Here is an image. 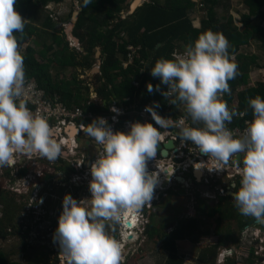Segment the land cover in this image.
<instances>
[{
    "label": "clouds",
    "instance_id": "1",
    "mask_svg": "<svg viewBox=\"0 0 264 264\" xmlns=\"http://www.w3.org/2000/svg\"><path fill=\"white\" fill-rule=\"evenodd\" d=\"M90 2L84 0V6ZM15 4L16 0H0V168L15 166L17 155L29 158L38 155L50 162L66 155L62 151L64 143L56 139L57 130L44 117L35 116L20 99L25 92V71L14 33H23L25 20L15 10ZM75 46L79 49V45ZM229 47V41L222 33L208 30L187 44L182 55L174 53L172 60L161 58L150 70L152 77L158 78L167 88V91H161L157 85L155 91L161 92L172 105L182 104L192 123L203 127L185 126L183 117L178 122L161 117L154 110L159 107L155 102L144 111L151 114L160 128H178L182 142H191L199 153L208 156L207 163L196 164L195 168L220 172L232 161L234 165L230 168H235L239 176L233 180L232 196L226 197H232L233 206L240 215L252 217L264 225V99L257 95L247 100L252 109L251 121L227 127L233 117L247 115V109L242 112L230 110L221 99L223 95L231 94L228 81L239 75ZM147 91H154L152 84L147 85ZM110 111L116 113L118 110L112 108ZM235 127H246L242 136L235 137L228 129ZM75 130L74 138L81 137L78 128ZM86 134L89 144L94 140L99 151L97 155L96 150L97 158L90 165L89 206H81L85 200L78 203L66 194L53 242L59 245L67 264H121V247L110 231L114 233L117 226H125L128 216H139L141 209L150 212L154 207H151L155 202L153 194L160 191L155 190L159 173H149L147 165L156 156L161 132L151 123L135 122L130 124L129 132L114 133L108 121L98 117L86 126ZM67 137L68 145H72L74 138ZM160 147L158 152L162 156L165 146ZM238 156L241 157L239 162ZM184 175L186 178L176 177V181L185 180L184 187L190 186V181L201 184L196 175ZM207 190L204 188L203 192ZM253 231L243 237L240 235L242 248L248 246L250 249L244 260L247 264L252 250L255 259L263 257L264 253L263 246H254L260 229Z\"/></svg>",
    "mask_w": 264,
    "mask_h": 264
},
{
    "label": "trees",
    "instance_id": "2",
    "mask_svg": "<svg viewBox=\"0 0 264 264\" xmlns=\"http://www.w3.org/2000/svg\"><path fill=\"white\" fill-rule=\"evenodd\" d=\"M63 2L64 0H16L14 8L25 20V27L22 34L14 33V35L17 36L19 50L23 56L25 80H35L39 87L51 98L58 95L61 102L69 110L80 107L85 112L89 110L96 114L107 115L113 102H124L125 99L135 98L140 103L139 107L141 108L148 104L153 106L154 102H159L161 106L154 108V110L164 113V110L168 109L169 100L161 95V92L155 91V88L157 85L160 86L161 91H167V88L161 84L158 78L152 77L151 68L161 58L172 60L173 41L176 39L183 41L184 38H187V45L194 42L200 34L208 30L214 33H222L228 39L230 57L232 59L235 56V61L232 62L238 65L239 75L228 81L231 94L224 95L225 102L231 110L232 93L242 86H247L252 69L258 68L257 61L254 58L241 54V48L247 46L251 41H255L260 43L264 50V0H244L249 15H243L241 20L242 29L235 26L234 18L229 13V6H222V0H206L209 8L207 10V20L204 21L201 30L193 29L187 19V9L182 7H175L167 12L157 5L146 4L128 20L123 21L121 18L128 7V0H91L86 7L84 6V0H80L82 12L73 34L79 40L82 52L71 47V43L67 41L64 33L65 30L62 36L54 33L58 25L48 7L51 4L59 5ZM219 7L220 10H223L222 14L216 12ZM72 17L73 14L71 13L67 18V22L70 23ZM252 18L253 20L258 19L259 24L253 25ZM143 30H145L144 33H142ZM122 33L128 36V41L123 45H118L117 41H119ZM48 38L52 39V44L46 46L44 43L45 54L53 52L54 57L49 64L39 63L36 59V50L30 46L24 50L22 49L25 44H29L33 40L45 42ZM159 45L162 46L158 49ZM129 46L140 47L141 60L147 62L146 68L140 64L141 60H135L127 69H123L122 56L125 60L127 56L126 49ZM56 48H58L57 52H55ZM98 48L101 49L102 53V66L100 73L93 76L92 82L99 98L106 101V108L99 104L87 107L90 89L85 81L79 80L77 76L73 75L71 80L64 78L60 80L61 71L66 69L93 70L97 64L95 56ZM151 55L153 58H150ZM52 66L56 72L58 71L55 81L51 74ZM262 68L264 69V67ZM148 84L153 85L154 91L152 93L147 91ZM257 95L264 99V77L256 88L249 89L238 97L240 112L247 109V115H245L247 120L253 119L252 109L248 106L247 100L254 99ZM127 105L129 104L127 103ZM135 122H140V120L135 119ZM150 123L158 129L155 122ZM195 125V127H199L198 124ZM201 127H203L202 124ZM59 171L65 172V169L61 168ZM66 171H68L66 174L76 173L74 168ZM25 175H27V171L23 172L20 177ZM218 200L219 203L216 208L208 210L207 204L203 202L204 200L198 199L195 206V217L180 221L176 226H172L173 229L170 232H167L166 228L157 229L152 224L148 226L146 234L149 239H160L161 246L167 253L165 264H184V260L178 254V244L182 242L198 244L203 237L211 234L218 237V242L203 251L201 255L203 264H215L219 250L223 247L229 250L242 247L240 235L234 234L230 225L232 222H237L239 232H242L252 225L255 220L242 222V216L235 207L230 205L232 197L219 198ZM0 203L6 209L5 217H8V209L17 205L12 198L7 197V194L1 196V193ZM205 217L215 221L214 229L207 232H203L199 225L200 218ZM226 221L229 223L227 232L223 227ZM6 225V227H3V224L0 223V237L4 239L10 233V230H14L12 223ZM112 235L118 240L117 231ZM2 252H0V264H16L9 262L5 253ZM208 256H211V258H208ZM42 263L44 264L46 261L43 260ZM248 264H255L254 250L250 252Z\"/></svg>",
    "mask_w": 264,
    "mask_h": 264
},
{
    "label": "rangeland",
    "instance_id": "3",
    "mask_svg": "<svg viewBox=\"0 0 264 264\" xmlns=\"http://www.w3.org/2000/svg\"><path fill=\"white\" fill-rule=\"evenodd\" d=\"M244 0H233L231 3V11L235 20L239 22L240 18L244 14H248L247 8L243 4ZM79 0H64L63 3L57 5H49L50 11L53 13V19L57 21V28L55 29L56 34L62 36L64 32V26L67 22L68 16L71 13L80 10L78 9ZM77 4V5H76ZM57 8V9H56ZM66 8H68L67 11ZM222 14L223 10L219 11ZM59 15V16H58ZM61 20V21H60ZM60 21V22H59ZM61 25V27H60ZM241 27V24L240 26ZM63 28V30H62ZM51 44V41H49ZM37 46V44H35ZM43 42L39 47H36L37 53L40 58L46 53L42 47ZM77 45V44H76ZM26 46L35 47L34 43L29 42ZM71 46L75 48V45ZM78 46V45H77ZM55 49V52H57ZM242 54L254 58L258 63V68H253L252 73L249 75L250 84L257 80H261L263 72L260 70L264 66V50L260 43L251 41L246 47L242 48ZM96 66H94L95 68ZM94 70V69H93ZM75 70L74 76H77L81 80H85L86 83L91 84L93 88V73L92 71ZM70 72H73L70 71ZM56 76L55 72H53ZM65 76V75H64ZM71 76L66 77L70 79ZM92 82V83H91ZM259 84V83H258ZM257 83L249 85L248 89L256 88ZM91 90V89H90ZM242 92L243 88H239ZM235 96V95H234ZM57 130V129H56ZM68 129V135L73 139L77 131L75 129ZM66 137V143L63 142L62 138ZM56 139L62 145V151L66 154L63 159L65 160L62 166L57 162H50L46 158H41L38 155H33L31 158L25 156L16 157L15 166L9 168H0V191L5 192L2 196L10 197L17 205L8 209V217H5V207L0 203V223L3 227L7 226V223H12V228L6 238L0 237V252L16 254L18 258L12 259L18 264H67V261L63 255H61L60 247L57 243L53 242V235L58 227V218L63 211L62 201L66 194L71 195L77 202L85 200L81 206L88 207V199H91V193L89 192V183L91 181L90 165L95 161L97 146L94 140H91V144L86 140L84 136L76 137L73 139L72 145H68L69 138L63 132L61 135L57 132ZM84 160L85 163L82 167H78L79 163ZM72 164L76 173L66 174V170L72 168ZM63 167L65 172H58L57 168ZM155 164L151 166L149 172H158L159 184L165 179V175L162 173L160 168ZM159 168V170H157ZM18 169V171H17ZM27 171V175L20 177L23 172ZM4 174V175H3ZM3 175V176H2ZM189 179H190V175ZM18 177V178H17ZM180 177H185L184 174H180ZM201 180L200 182H202ZM175 176L171 179L167 185L166 191H157L153 194L152 210L141 209L139 212V226L134 231H129L126 234L132 235L131 241L126 242L123 238L125 231L122 226H117L118 242L123 245L121 248L123 260L121 264H165L167 260V253L161 246L160 239H149L146 234L147 228L152 224L155 228H166L167 232H170L180 221L194 218L196 215L195 206L197 200H204L207 205V209L211 210L216 208L219 200L216 198L210 199V194H204L201 187L203 184L196 186L185 185L177 183ZM219 182V181H216ZM215 182V184H216ZM188 186V187H187ZM197 196V197H196ZM224 199V198H222ZM42 200V203L40 202ZM230 205L233 206V201ZM149 207V206H148ZM242 216V215H241ZM242 222L246 220H254L252 217H241ZM213 220V219H212ZM199 225L203 232H207L210 229H214L215 221H211L208 217L200 218ZM226 232L228 231L229 223L226 221L223 225ZM230 228L234 234L241 235V237L247 235L249 232L258 228L257 224H252L245 228L242 232H239L237 222H232ZM263 228V227H262ZM110 231V230H109ZM124 231V233H123ZM110 234H114L110 231ZM122 240V243H121ZM126 242V243H125ZM218 237L214 235H207L203 237L198 244H192L190 242H182L178 244V254L184 260V264H203L201 262V255L203 251L211 246L216 245ZM128 243V244H127ZM125 248V249H124ZM223 247L219 250L218 259L215 264H247L244 263L246 256H249V247H241L240 249H230L234 253L226 251ZM260 253V251H258ZM262 254V253H261ZM7 256V255H6ZM232 256V257H231ZM240 256V257H239ZM263 257L255 259V264H264V253ZM211 258V256H208ZM230 258V259H228ZM229 260V261H226ZM262 261V262H261Z\"/></svg>",
    "mask_w": 264,
    "mask_h": 264
},
{
    "label": "built area",
    "instance_id": "4",
    "mask_svg": "<svg viewBox=\"0 0 264 264\" xmlns=\"http://www.w3.org/2000/svg\"><path fill=\"white\" fill-rule=\"evenodd\" d=\"M127 51L129 53L127 55V62L123 65L124 69H127L131 64L134 63V61L136 60L135 56L139 51H141V49H136L132 46H129ZM92 92H95V96L89 97L87 107L94 105L93 102H95L103 108H106V101L101 100L95 90H92ZM20 99H23L26 102V106L35 116L44 117L48 121L50 126L57 129V132L60 135L64 132L68 136L67 130L76 128H78V135H87L86 126L98 117L106 119L114 133L129 132L130 124L135 123V119H139V123L141 124L155 122L152 119L151 114L144 111L146 106L142 108L139 107L140 103H138V100L135 98L125 99L124 102H113V104L109 107V114L107 115L96 114L89 110H86L85 112V110L80 107H77L74 110H69L66 105L61 102V99L58 95H55L53 98L47 96L46 92L41 89L38 83L34 80H25V92ZM119 103H125L126 105ZM127 103L129 105H127ZM156 104H159V107L161 106L159 102ZM147 106L152 105L148 104ZM167 107L168 109L164 110V113H160V111L156 110L157 114L165 119H172L174 122H178L181 118H172L168 116L171 109V104L169 103ZM112 108H115L118 111L116 113L110 111V109ZM114 117L115 119H113ZM184 119L185 126L194 127L189 119ZM245 128L246 127H235L228 129L233 132L235 137H240L243 135ZM158 130L161 132L162 139L161 142L157 145L156 156L148 162V171L150 170L151 166L155 164H158V166H162V168L159 167L161 171L168 170L172 173V176L168 181L169 183L174 176L176 180V177L180 176L181 173H191L193 175H196L198 171H200L199 173H201L202 176L199 181L203 180L200 183L204 184L208 189L205 193L210 194V197H226L231 194L232 190L235 188L233 180H235V178L239 176L235 168H230V165H234L232 161H230L229 165L220 172H209L206 168L197 169L194 167V165L199 163H207L209 159L208 156L199 153L196 150L195 145H193L191 142H182L180 137L178 136V128L173 126L168 129H162L158 126ZM62 140L64 143H66L67 138L63 137ZM170 142L174 144V147L168 152L167 158H164L161 156V152H158V148L163 145L166 146ZM97 152L98 155V148ZM96 158L97 156L95 157V159ZM235 158L233 159L235 160ZM84 163L85 161L82 160L79 163L78 167H82ZM159 168L157 170H159ZM164 180L165 179L162 180L161 184L164 183ZM190 183L193 182L190 181Z\"/></svg>",
    "mask_w": 264,
    "mask_h": 264
},
{
    "label": "crops",
    "instance_id": "5",
    "mask_svg": "<svg viewBox=\"0 0 264 264\" xmlns=\"http://www.w3.org/2000/svg\"><path fill=\"white\" fill-rule=\"evenodd\" d=\"M135 0H128V4H127V8H126V10L124 11V13H123V15H122V20L124 21H126V20H128L129 19V17H131L132 15H130L129 14V8H130V6L132 5V3L134 2ZM233 2V0H222V6H229V13H230V11H231V6H232V3ZM157 5L158 7H160V8H162V9H164V10H166L167 12H169V9H174L175 7H182V8H184V9H187V19L190 21V23H191V25H192V27H193V29H195V30H201V28H202V25H203V23H204V21H206L207 20V10H208V5H207V3H206V0H144L143 1V3H142V5H140V7L138 8V9H140V8H142V6H144V5ZM243 4H244V2H243ZM77 5V4H76ZM78 9L79 8H81L82 9V7L80 6V0H79V3H78ZM245 6V5H244ZM56 7H57V5H56ZM223 8V7H222ZM57 9V8H56ZM137 9V10H138ZM68 10V8H66V10L65 11H67ZM137 10H136V12H137ZM220 11V7L216 10V12L217 13H220L219 12ZM248 11V10H247ZM135 12V13H136ZM166 12V13H167ZM134 13V14H135ZM72 14H74V12L72 13ZM133 14V15H134ZM230 15L234 18V16H233V14H231L230 13ZM244 15H246V14H244ZM247 15H249V12H248V14ZM54 16V15H53ZM59 16V15H58ZM242 17H243V15L241 16V18H240V20H239V22H237V20H235V18H234V24H235V26L237 27V28H240V29H242V27H243V25H242V22H241V20H242ZM80 18V17H79ZM61 21V20H60ZM59 21V22H60ZM79 21V20H78ZM56 23H57V21H55ZM61 23L62 24H66V23H63L62 21H61ZM71 23V22H70ZM58 24V23H57ZM240 24H241V27H239L240 26ZM252 24L253 25H257V24H259V22H258V19H254L253 20V18H252ZM60 27H61V25H60ZM57 28V27H56ZM66 29H67V27H65L64 26V30H65V34H66ZM75 29V28H74ZM62 30H63V28H62ZM73 32H74V30L72 31V35H73V37L76 39V40H78L75 36H74V34H73ZM145 32V30H143L142 31V33H144ZM52 33V32H51ZM54 33H56V31H54ZM53 34V33H52ZM58 35V34H57ZM66 37H67V41L69 42V43H73V44H75L74 43V41L69 37V35L68 34H66ZM186 39L187 38H184V40L182 41V40H180V39H176L175 41H173V52H172V54H171V57H172V59H174V56H173V54L175 53V54H179V55H182L183 54V52H184V50H185V46H186ZM49 41H51V44H52V39L51 38H48V40H46L45 42H43L42 40H41V42H39V41H35V40H33V41H31L32 43H34V46L35 47H31V48H33V49H35L36 47H39L40 45H41V43L43 42V45H42V47L44 48V43L46 44V46H50L51 44H49ZM128 41V36L125 34V33H122L121 34V36H120V38H119V41H117V44L118 45H123L125 42H127ZM78 43H79V40H78ZM35 44H37V46L35 45ZM25 45H29V44H25ZM24 45V46H25ZM76 45V44H75ZM77 45H79V49H77L79 52H82L83 50L81 49V46H80V43L79 44H77ZM23 46V47H24ZM161 46L162 45H159L158 46V49L159 48H161ZM27 47H29V46H26V48ZM72 47V46H71ZM246 47V46H245ZM25 48V49H26ZM138 48H140V47H138ZM242 48H244V47H242ZM242 48H241V51H242ZM44 49H46V48H44ZM137 49V48H136ZM36 50V49H35ZM101 50V49H100ZM128 50V48L126 49V51ZM46 51V50H45ZM36 52H37V50H36ZM141 51H139L138 52V54L135 56L136 57V60H141V53H140ZM128 51H127V55H128ZM242 54V53H241ZM242 55H244V54H242ZM244 56H247V55H244ZM250 57V56H249ZM53 52L51 53H47V54H44V56H43V58L41 57L40 58V56H39V54L37 53V55H36V59L38 60V62L39 63H41V64H49V62H51V60H53ZM150 58H153L152 57V55L150 56ZM232 61H235V56H233L232 57ZM127 62V56H126V59L125 60H123V56H122V67H123V65L125 64ZM149 62H150V60H149ZM140 64L141 65H143L145 68L147 67V62L146 61H143V60H141L140 61ZM258 64V63H257ZM259 67V66H258ZM262 67H264V66H262ZM260 68V70L263 72V75L261 76V80H257L256 79V77L255 76H252V77H254L253 79H255V81L253 80V82L250 84V81H248L249 82V85H254V84H258V83H260V82H262L263 81V77H264V69L263 68ZM98 67H97V64H96V67L95 68H93L94 70L92 71V73H93V76H95V75H97V74H99V73H94L95 72V70L97 69ZM257 68V67H256ZM124 69V68H123ZM59 70V69H58ZM73 70V72H70V71H72ZM100 71H101V68H100ZM53 72H55L56 74V76H54V74H53ZM58 72V71H57ZM57 72H56V70L55 69H53V66H52V71H51V74L53 75V78H54V81H55V79H56V77H57ZM75 73V70L74 69H66L65 71H61V74H60V80L61 79H66V77H68V76H71L70 77V79H68V80H71V78H72V76H73V74ZM251 75H254V73H252V71H251V73H250ZM65 75V76H64ZM249 79H250V76H249ZM79 80H81L80 78H79ZM35 81V80H34ZM81 81H85V80H81ZM86 83V82H85ZM92 83V82H91ZM86 85H87V87L89 88V89H91L90 90V92H89V96H92V97H94L95 96V92H92V90H95V87H94V85H93V88L94 89H92V87H91V85L90 84H88V83H86ZM249 85H247V86H242V87H240V88H243V90H242V92H240V90H239V88L238 89H236L233 93H232V95H233V97H232V102H231V104H230V108L231 109H236L238 112H240V104H239V100H238V97H239V95L241 94V93H244V92H246L247 91V89H248V87H249ZM235 95V96H234ZM224 102H225V96L223 95L222 96V98H221ZM94 103V105L95 104H97V103H95V102H93ZM105 106L107 107V104H105ZM168 116L169 117H172V118H187V119H189V120H191L190 118H188L187 116H186V113H185V111H184V106L182 105V104H180L179 102L177 103V104H175V105H172L171 104V109H170V112H169V114H168ZM243 121H251V120H247L246 119V117L245 116H243V117H239V116H236V117H233V121H232V123L231 124H227V127H230V126H241V125H244V122ZM195 124H193V126H194ZM199 125V127H201V124H198ZM196 126V125H195ZM194 126V127H195ZM96 149V148H95ZM97 150V149H96ZM5 255H7L6 256V258L8 259V261L9 262H11V263H16V261H12V259H15V258H18L17 256H16V254H12L11 252H8L7 254L5 253ZM16 264H18V263H16Z\"/></svg>",
    "mask_w": 264,
    "mask_h": 264
},
{
    "label": "water",
    "instance_id": "6",
    "mask_svg": "<svg viewBox=\"0 0 264 264\" xmlns=\"http://www.w3.org/2000/svg\"><path fill=\"white\" fill-rule=\"evenodd\" d=\"M143 1H144V0H135V1L132 3V5L130 6V8H129V14H130V15H133V14L136 12V10L140 7V5H142ZM81 12H82V9L76 11V12L73 14V17H72V19H71V23H70V25H69V26L67 27V29H66V34L69 35V37L74 41L75 44H79V43H78V40H76V39L73 37V35H72V31L74 30V28L76 27V25H77V23H78V20H79V17H80ZM101 56H102L101 50H100V48H98V49L96 50V56H95V59H96L97 67H98V68L95 70L94 73H99V72H100V68H101V66H102ZM172 148H173V144H172V143H170V144H168L167 146H165V147H164V151L162 152V157H165V158H166V157L168 156V150H170V149H172ZM158 149L160 150L161 147H159ZM240 158H241V157L238 156V157L236 158V160L239 162V159H240ZM196 178L198 179L197 174H196ZM177 181H178L179 183H182V184L185 183V180H183V179H177ZM167 185H168V184L165 185V188H167ZM162 193H163V192H162ZM230 196H232V195L230 194ZM126 225H127V227H131V226H132V224H131L130 222L126 223ZM130 239H132V238L130 237Z\"/></svg>",
    "mask_w": 264,
    "mask_h": 264
},
{
    "label": "bare ground",
    "instance_id": "7",
    "mask_svg": "<svg viewBox=\"0 0 264 264\" xmlns=\"http://www.w3.org/2000/svg\"><path fill=\"white\" fill-rule=\"evenodd\" d=\"M72 130V129H71ZM200 171H198V173H197V177H198V179H200L201 178V176H202V174L201 173H199ZM162 173L165 175V180H164V182L165 183H162L161 184V181H160V184L158 183V185H157V187L155 188V190H160L161 192H163V191H166V189L167 188H165V185H166V183L170 180L169 178H171V176H172V173L170 172V171H168V170H164V171H162ZM159 176H160V173H159ZM168 184V183H167ZM182 184V183H181ZM154 190V191H155ZM128 222H130L131 224H132V226L131 227H127V225H126V223H128ZM139 226V219H138V216H137V214L135 215V216H128L126 219H125V226H123V230L125 231V233H124V231H123V233H124V235H123V238L126 240V242H128V241H131V239H130V237L131 238H133V236L132 235H127L126 233L127 232H129V231H134L137 227ZM125 242V243H126ZM122 243V242H121ZM128 244V243H127ZM123 245H120V247H122ZM122 249V248H121ZM125 249V248H124Z\"/></svg>",
    "mask_w": 264,
    "mask_h": 264
},
{
    "label": "flooded vegetation",
    "instance_id": "8",
    "mask_svg": "<svg viewBox=\"0 0 264 264\" xmlns=\"http://www.w3.org/2000/svg\"><path fill=\"white\" fill-rule=\"evenodd\" d=\"M70 131H71V130H70ZM68 133H69V132H68ZM82 136L87 137L86 135H82ZM64 161H65V160L63 159V157L57 159V160H56V162H57V167H59V164H58L59 162H60V165L62 166V164H63ZM61 166H60V168H63V167H61ZM71 166H72V168H74V167H77V164H76V165L72 164ZM17 171H18V169H17ZM57 171L60 172V171H59V168H57ZM3 175H4V174H3ZM3 175H2V176H3ZM193 177H194V175H193ZM17 178H18V177H17ZM196 185H198V184H195V181H193V183L190 184L191 187L196 186ZM204 188H206V187L203 185V187H201V190H203ZM0 193L4 194L5 192L0 191ZM1 196H2V195H1ZM255 224H257L258 228L260 229V235H258V237H257V241L254 243V246H255V248L260 247V246H263V247H264V225H261V224L257 223L256 221H255ZM262 227H263V228H262Z\"/></svg>",
    "mask_w": 264,
    "mask_h": 264
}]
</instances>
